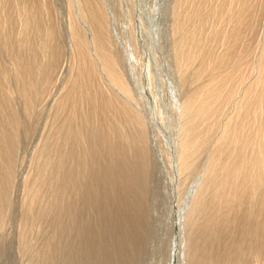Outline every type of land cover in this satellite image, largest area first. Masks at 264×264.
<instances>
[{
	"label": "bare ground",
	"instance_id": "obj_1",
	"mask_svg": "<svg viewBox=\"0 0 264 264\" xmlns=\"http://www.w3.org/2000/svg\"><path fill=\"white\" fill-rule=\"evenodd\" d=\"M65 1L59 25L51 0H0V234L24 120L41 122L65 53L70 63L44 101L43 140L23 178L18 264H140L159 175L179 213L153 227L159 247L168 241L156 261L264 264V17L259 39L247 38L264 0H173L162 35L159 9ZM155 15L157 66L136 34ZM135 84L165 89V103L141 99ZM0 236V264H14Z\"/></svg>",
	"mask_w": 264,
	"mask_h": 264
},
{
	"label": "rangeland",
	"instance_id": "obj_2",
	"mask_svg": "<svg viewBox=\"0 0 264 264\" xmlns=\"http://www.w3.org/2000/svg\"><path fill=\"white\" fill-rule=\"evenodd\" d=\"M53 3H52V6L54 5V6H56V9L54 10H52V12H54L55 11V13H52L51 12V15H52V17L54 18V20H56L55 18H57V21L56 22H58V24L59 25H62L63 23H64V21H65V18H66V14L67 13H64L65 11H67L66 9H67V7L66 6H64L65 4H66V1L65 0H55V3H54V0H51ZM116 1H118L117 3L114 1V0H110V3H111V5H112V7H111V10L112 11H114L115 9L116 10H118L119 11V9L121 10L122 8V6H123V11H125L126 10V8H127V6H129V7H131V8H134V9H136L137 8V3H138V7L141 9L142 8V10L144 11V12H148L149 14H155V12L159 9V11L161 12V14H162V16H161V24H160V26H161V29H160V32H161V30H162V32H161V35H162V33H166V16L170 13V11L171 10H169V9H171L169 6L172 4V2H173V0H130V1H128V0H116ZM120 1V2H119ZM126 1H128V2H126ZM133 1V2H132ZM157 2H159V3H157ZM160 2H162V3H160ZM116 3V4H115ZM121 4V5H118V4ZM135 3V4H134ZM56 4V5H55ZM162 4V5H161ZM169 4V5H168ZM133 5H134V7H133ZM154 7H153V6ZM166 5V6H165ZM152 6V7H151ZM158 6V7H157ZM136 7V8H135ZM155 7H156V10H155ZM66 8V9H65ZM153 8V9H152ZM150 9H151V11H150ZM56 10L59 12H56ZM108 10H109V8H108ZM133 10V9H132ZM153 10V11H152ZM155 10V11H154ZM262 10V12L260 11L259 12V14H260V20H259V22H258V24H257V26H256V28H255V30H253L252 32H250V33H248V35H247V38L249 39V40H251L252 42H256L258 39H259V35H261V21H262V19H263V17H264V8L263 9H261ZM55 14H57V16H59V17H57V16H54ZM137 14V12H135V10H134V17L136 18V15ZM62 17V18H61ZM59 18V19H58ZM62 19V20H61ZM164 24V25H163ZM163 25V26H162ZM136 27H137V25L135 26V29H136ZM165 28V30H164V28ZM140 31H142V33L144 34V37H143V34L140 32ZM146 31L147 30H144V27L143 28H141V29H138L137 28V31H136V34H137V36H138V38L141 40L140 41V43H141V47H140V50H142L143 52V54H142V58L143 59H145V57L147 58V54H146V51H145V48H146V44L148 43V41L146 40L147 38H148V33L146 34ZM141 35V36H140ZM140 36V37H139ZM146 37V38H145ZM145 38V39H144ZM144 41V42H143ZM147 41V42H146ZM143 42V43H142ZM143 44V45H142ZM145 45V46H144ZM142 46H144V47H142ZM146 55V56H145ZM65 57V58H64ZM6 57H5V55H4V58L3 59H5ZM68 58V54H64V56H63V60H62V62L63 63H61L62 64V66H61V64H60V68H59V72L57 73V75H56V78L54 79V81H53V84L55 85H53L52 83V85L50 84L49 85V89L47 90L48 92H50L51 91V89L53 90V91H51V94L52 95H54L53 97H52V95H49L48 94V92L46 93V95H47V97L46 96H44V100L42 99V101H41V103L44 105V106H40V109H42L43 107V111L45 110V111H47L48 110V108H49V106L48 105H50V103H51V101H50V99H53L54 100V98H55V95L57 94V92H56V94L54 93L56 90H58V85H59V82L58 81H55L57 78H59V74L61 73V72H63L64 71V69H66L67 68V66H69V59H67ZM67 61H66V60ZM148 59V58H147ZM66 61V62H65ZM65 63H66V67L64 66L65 65ZM152 64H153V66H155L154 65V62H152ZM65 67V68H64ZM156 69V68H155ZM60 76H61V74H60ZM141 76H142V74H141ZM140 79H143L142 77L140 78ZM58 80V79H57ZM142 81V80H141ZM58 84H57V83ZM57 84V85H56ZM52 86V87H51ZM57 86V87H56ZM50 87H51V89H50ZM55 88V89H54ZM164 90L165 89H162V90H158L156 87H155V89L153 90V91H149V98L150 99H152L153 97L152 96H154V95H157L160 99H161V101H162V103L164 104L165 103V101H166V94L165 93H167L166 92V90H165V92H164ZM156 91V92H155ZM163 92V93H162ZM48 95L50 96V99H49V97H48ZM160 95V96H159ZM140 96V95H139ZM151 96V97H150ZM140 98L142 99V97L140 96ZM164 98V99H163ZM47 99H48V101H50L49 102V104H48V101H47ZM52 100V101H53ZM164 100V101H163ZM44 101H46L47 102V104L48 105H46V103L44 102ZM15 102H18L16 105L18 106V104H19V101H17V99H16V101ZM144 103L146 102V101H143ZM45 103V104H44ZM41 104V105H42ZM162 104V105H163ZM42 107V108H41ZM43 111H41L40 113L42 114V117H41V122L40 123H38L39 121L38 120H40V118H39V116H41V115H39V113L37 114V115H39L38 117H34V119H37L36 121H37V125L35 124L36 123V121L34 120V119H31V118H25L24 116V118L26 119V120H24V122L27 124H31V127H30V131H28L27 132V134L25 135V133L26 132H23L24 133V135L25 136H22L23 135V133L21 134V136H20V141L18 140V146H17V149L16 150H18V151H16L15 153V157H16V166H17V164H18V166L20 167V169H19V167H18V171L16 170V175H15V178H16V180L15 181H17V182H15L14 183V186H16V187H14L13 189H14V191L12 192L11 191V194L13 195V193H14V195H13V198H12V195H11V198H12V200H13V203H14V206H13V212L10 214V216H11V218L9 219L8 218V224H7V227L6 228H4V231L5 232H3V233H1L0 235H3L4 237H5V240H8V241H6V242H9V243H11L12 244V247L13 246H15L14 248H12V249H10V252H12V251H14V252H12V256L14 257V254H15V261H13V263L14 264H18L19 262H18V257L20 256L19 255V253H18V247H19V244H18V242H19V240H18V232H19V228H18V226H19V219H20V217H21V209H20V206H21V200H22V195H23V188H22V184H23V178H24V176L26 175V173H28L29 172V170H30V167L32 166L31 165V163H32V159H33V156H34V152H35V150H36V148L38 147V145H40L41 144V142H42V136H44L43 134V132L41 133V131H43V129L44 128H46L44 125H46L47 124V119L48 118H46V116L45 115H47L48 116V111H47V114H45V112H43ZM44 114V115H43ZM23 118V119H24ZM33 118V117H32ZM42 119L44 120V121H42ZM45 119H46V121H45ZM27 120L29 121V122H27ZM32 121V122H31ZM35 121V122H34ZM35 124V125H33V124ZM46 123V124H45ZM39 125H40V127H39ZM32 126H33V128H32ZM35 126V127H34ZM38 126V127H37ZM43 126V127H42ZM37 127V128H36ZM31 129H33L32 131H31ZM38 129V130H37ZM35 130L37 131V132H35ZM45 130V129H44ZM29 132H31L30 134H28ZM33 132H34V134H33ZM45 132V131H44ZM41 134V135H40ZM30 135V136H29ZM22 137H25V138H22ZM20 145V146H19ZM18 147H20V149H18ZM19 153V154H18ZM19 155V160H18V158H17V156ZM19 161V162H18ZM32 168V167H31ZM20 170V171H19ZM18 175V176H17ZM19 177V178H18ZM156 177H157V179H156ZM163 178H162V176H155V179L153 180L154 182V184L153 183H151V186H150V189L151 190H149V192H148V194H147V201H149V203H151V204H149L148 206H147V208H146V210H145V213H146V216H148V226H147V228L145 229V241H146V243H144V247L142 248V255H143V260L141 261V263L140 264H166V262L165 263H163V261H156L155 260V256L157 255V251H159V252H161V254H162V251H163V249L165 248L166 250H167V245H168V241H166L165 240V243H163V247H159V245H161V243H159V239H161V237H159V235H157V237H155V233H157V231H159V227H155V225H157V221H163V223H173L175 220H174V218L172 217V215H175V212L173 213L172 211H173V208H172V205H171V202L169 201V198H168V191L166 190V187L164 186V183H163V180H162ZM22 180V181H21ZM160 180V181H159ZM190 181L191 180H188V182L190 183ZM22 182V183H21ZM155 182H158V183H155ZM160 182V183H159ZM162 183V184H161ZM189 183H187V185L189 184ZM191 183H192V181H191ZM191 183L189 184V186L191 185ZM16 184V185H15ZM161 184V185H160ZM154 185H156L155 187H154ZM158 185H160V186H162V188H159L158 187ZM188 186V187H189ZM158 189H157V188ZM164 187V188H163ZM155 188V189H154ZM12 189V190H13ZM177 189V188H176ZM186 189H188V188H186ZM185 189V190H186ZM176 191V193L178 192L177 190H175ZM187 191V190H186ZM186 191H183L184 193H182L183 194V196L186 198V194L185 193H188V192H186ZM155 195H154V194ZM178 194V193H177ZM182 196V197H183ZM153 197V198H152ZM162 197V198H161ZM177 197H178V195H177ZM184 197H183V200H184ZM153 199V200H152ZM163 201V202H162ZM20 205V206H19ZM165 205V206H164ZM149 207V208H148ZM21 213V214H20ZM173 213V214H172ZM42 216V217H41ZM39 217V216H38ZM43 218V219H42ZM51 218V217H50ZM40 219H42V220H47L46 219V217H43V215H40ZM10 220V221H9ZM153 227H155V229H157V231H153ZM161 229V228H160ZM9 233H8V232ZM7 233V234H6ZM11 233V234H10ZM163 233H165V229H163ZM8 234H10V235H8ZM36 234V233H35ZM7 236V238H6V236ZM173 235V234H172ZM10 236V237H9ZM170 236L171 235H167V239H170ZM1 237V236H0ZM33 237H35L34 235H33ZM151 237H153V239H151ZM31 238V237H30ZM172 238H173V236L171 237V240H172ZM0 239H4L3 237H1ZM11 239H13V240H15L14 242H13V240H11ZM2 241V240H1ZM153 241H155V243H153ZM171 242V241H170ZM14 244V245H13ZM15 249V250H14ZM151 251H153V253H151ZM14 260V259H13ZM170 264V263H169Z\"/></svg>",
	"mask_w": 264,
	"mask_h": 264
}]
</instances>
